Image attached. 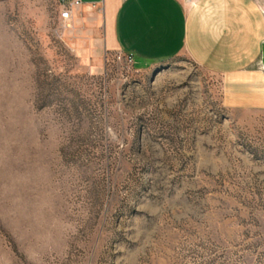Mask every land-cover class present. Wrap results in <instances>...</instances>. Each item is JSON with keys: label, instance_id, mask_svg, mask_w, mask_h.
<instances>
[{"label": "rangeland", "instance_id": "1", "mask_svg": "<svg viewBox=\"0 0 264 264\" xmlns=\"http://www.w3.org/2000/svg\"><path fill=\"white\" fill-rule=\"evenodd\" d=\"M66 2L0 0V264H264V110L188 55L94 66Z\"/></svg>", "mask_w": 264, "mask_h": 264}, {"label": "crops", "instance_id": "2", "mask_svg": "<svg viewBox=\"0 0 264 264\" xmlns=\"http://www.w3.org/2000/svg\"><path fill=\"white\" fill-rule=\"evenodd\" d=\"M81 1L64 40L94 66L112 52L131 56L136 70L188 55L221 77L226 106L264 110V13L254 0Z\"/></svg>", "mask_w": 264, "mask_h": 264}, {"label": "built area", "instance_id": "3", "mask_svg": "<svg viewBox=\"0 0 264 264\" xmlns=\"http://www.w3.org/2000/svg\"><path fill=\"white\" fill-rule=\"evenodd\" d=\"M82 1L81 0H69L64 4V8L60 14L61 19L68 20L71 17V10L73 8L81 6ZM66 5V6H65ZM126 59L132 63V57L129 55H126Z\"/></svg>", "mask_w": 264, "mask_h": 264}, {"label": "water", "instance_id": "4", "mask_svg": "<svg viewBox=\"0 0 264 264\" xmlns=\"http://www.w3.org/2000/svg\"><path fill=\"white\" fill-rule=\"evenodd\" d=\"M260 64L262 67V70L264 72V41L261 44V57H260Z\"/></svg>", "mask_w": 264, "mask_h": 264}]
</instances>
